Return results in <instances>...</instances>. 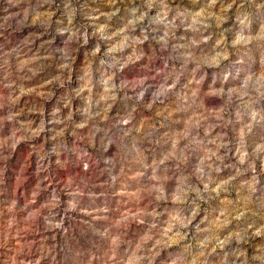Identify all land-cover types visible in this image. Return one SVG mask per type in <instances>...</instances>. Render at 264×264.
Returning a JSON list of instances; mask_svg holds the SVG:
<instances>
[{
	"label": "rangeland",
	"instance_id": "rangeland-1",
	"mask_svg": "<svg viewBox=\"0 0 264 264\" xmlns=\"http://www.w3.org/2000/svg\"><path fill=\"white\" fill-rule=\"evenodd\" d=\"M0 264H264V0H0Z\"/></svg>",
	"mask_w": 264,
	"mask_h": 264
}]
</instances>
